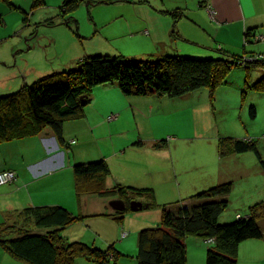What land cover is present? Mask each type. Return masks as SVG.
<instances>
[{
  "label": "crops",
  "instance_id": "1",
  "mask_svg": "<svg viewBox=\"0 0 264 264\" xmlns=\"http://www.w3.org/2000/svg\"><path fill=\"white\" fill-rule=\"evenodd\" d=\"M195 1L196 10L186 5V8L175 10L177 12L174 15L163 14L161 11H147L140 12V15L130 22L124 23L120 20V32L109 35L111 38L100 32L97 42L86 44L84 51L80 48L74 51L73 61L67 66L77 65L83 57L88 55L124 56L129 59L147 61H154L164 55L211 58L219 56L217 52L221 50L248 57L264 55V42H262L264 34L260 32L262 26L264 31V0ZM122 17L125 16H119L115 20ZM247 31L251 32L250 42L244 40ZM119 38L131 40L136 47L135 51L123 55L118 47L109 43ZM259 38L261 40H258ZM40 73L42 72H37L36 79L43 76ZM260 76L261 73L257 75V77ZM24 84L26 83L23 81L19 88ZM204 90L208 91L210 98V91ZM201 93L197 91L178 99L156 96L136 97L137 99L130 97L132 98L130 101L134 103L133 100H136L137 103L133 108L142 115H147L150 109V112L160 113L168 107L180 105L185 107ZM119 94L121 96L122 92L120 91ZM116 96L124 101L119 95L116 94ZM212 100L210 99V102ZM91 114L90 110L85 111L84 118L81 120L66 122L63 125L65 142L63 146L57 143L49 129L27 138L0 143V172L12 170L16 173V180L13 183L0 185V231L3 227L16 224L19 213L24 209L61 206L73 216L84 217L83 220L72 223L62 230L61 234L66 240L80 241L97 247L98 241L107 245L113 244L118 239V251L127 256L128 251L132 254L133 242L131 239L128 243L126 239L132 238L134 231L139 232L141 229L158 224L161 215L160 206L169 204L168 201L180 199L181 193H188V195L197 193L228 181L237 184L240 179L250 175L247 174L248 171L243 164L236 163L240 161L239 154L225 157L215 154L186 158L181 153L183 146L180 138L167 136L160 146H157V143L162 140L157 138L155 142L149 140V148L144 149L143 146L132 148L134 144H131L130 134L120 125H118L120 130L114 135L117 137L123 131L126 137L118 143L111 141L106 147L110 155H106L93 145L96 142V130L102 127L103 132L107 131L105 135L107 138L108 135L113 136L112 131L115 127L110 125L111 122L107 121V116L103 115L100 117L97 115L98 124L89 122L88 118ZM75 138L80 139L79 147L67 144ZM91 144L93 150L90 149ZM90 154H95L96 159L99 156L102 158L100 160H105L107 163L110 171L106 179L108 188L116 185L142 186L153 191L154 200L156 196L160 202L167 199L168 195L172 198L161 204L154 201L157 207L141 210L143 212L138 211L140 213L133 215L130 218L133 220L129 224H126L124 220L117 223L114 219L107 218L114 212L109 203L118 199L117 197L84 194L78 200L75 194L72 167L78 163L90 162H84L87 161V157L92 156ZM113 156L118 157L113 159ZM259 168L257 174L264 175V169L261 166ZM176 178L179 182H176ZM176 188L180 189L179 196L175 195ZM256 189H260L258 185ZM261 200H264V188L232 202L229 196L231 205L229 215L220 217V221L230 222L239 216H246L247 207ZM259 224L263 229V238L240 243L237 264H264V219ZM126 228L130 232L124 231ZM122 233H127V236L131 233V236L122 238ZM188 239L193 245L192 248L195 249L196 264H205V253L211 243L196 238ZM125 256L121 257L117 264H124L122 260ZM0 264L27 263L10 256L0 246ZM187 264H191L189 257Z\"/></svg>",
  "mask_w": 264,
  "mask_h": 264
},
{
  "label": "trees",
  "instance_id": "2",
  "mask_svg": "<svg viewBox=\"0 0 264 264\" xmlns=\"http://www.w3.org/2000/svg\"><path fill=\"white\" fill-rule=\"evenodd\" d=\"M108 1L101 0L102 3ZM81 3L91 6L97 2L64 0L59 7L62 24L77 26L72 14ZM43 5L44 0H33L32 8ZM250 37L251 32L247 31L244 40L250 42ZM217 53L219 56L211 58L164 55L154 61L124 56H85L74 68L43 75L30 85L24 84L15 92L0 96V143L49 129L57 143L65 145L63 125L84 118L92 89L100 85L114 84L128 97L169 99L208 89L212 100L214 91L226 83L230 72L241 67L247 73L246 79L251 70L261 71L257 80L245 86L248 91L264 95V55L255 58L224 50ZM249 115L252 119L256 116L253 106L249 107ZM217 149L220 157L252 153L264 169V159L254 139L224 138L218 141ZM72 172L78 200L84 194H93L124 201L126 209L111 215L117 223L122 222L123 214L132 212L129 209L132 201L144 199L143 205L157 207L149 188L121 185L108 188L106 179L110 171L105 160L78 163L72 167ZM232 189L233 183L228 181L176 202L172 208L160 206L159 223L138 232L136 264H186L187 238L211 243L205 253V264H237L240 243L263 238L259 223L264 219V200L248 206L246 216L221 222V215L230 206ZM83 219L61 206L30 207L19 213L16 224L1 229L0 246L10 256L27 264H75L77 259L93 264H117L125 255L113 245L102 250L62 236L66 226Z\"/></svg>",
  "mask_w": 264,
  "mask_h": 264
},
{
  "label": "rangeland",
  "instance_id": "3",
  "mask_svg": "<svg viewBox=\"0 0 264 264\" xmlns=\"http://www.w3.org/2000/svg\"><path fill=\"white\" fill-rule=\"evenodd\" d=\"M63 1L44 0L43 6L32 8L33 0H0V96L6 92L17 91L23 81L27 85L32 84L37 80V72L47 75L65 70L62 68H66V70L74 68L76 64H71L68 67V64L73 61L74 51L78 48L84 51L86 44L97 42L100 32L108 38H111L109 35L114 32H120V20L124 23L130 22L134 17L140 15V12L147 11H161L163 14L172 15L175 10L186 8V5H189L191 9H197L195 0H109L103 3L101 0H96L95 5L89 6L87 3L79 5L72 14L73 19L77 21V26H75L73 23L62 24L59 7ZM128 11L129 13H126ZM119 16L125 17L115 20ZM260 30L264 34L263 26ZM109 43L118 47L123 55L133 53L136 49L132 41L127 38H119ZM259 73L261 71L251 70L248 79H246V71L241 67H235L230 72L226 83L216 90L211 102L208 91L203 89L200 90L202 93L198 94L199 97L193 98L185 107L181 105L168 107L160 113L150 112V109L147 115H142L133 108L137 103L136 100H133V103L130 101L132 98H125L126 96L122 94L120 96L116 85L96 86L91 92L92 101L85 108V111L90 110L92 113L88 121L96 125L99 123L97 115L99 117L107 116V121L111 122L110 125H114L115 130L112 131V137L108 135L105 138L107 131L103 132L102 127L97 129L96 142L93 145L106 155H110L106 148L110 142L118 143L126 137V133L123 131L117 137L114 135L116 131L120 130L118 128L120 125L130 134L131 144H134L132 148L140 146H143L144 149L145 147L149 148V140L154 141L157 138L162 140L157 143V146H160L167 136H170L180 138V143L183 146L181 153L189 159L218 154L216 150L218 141L224 138L254 139L264 159V95L248 91L245 86L257 80ZM243 91L246 93L243 94ZM116 94L124 101L119 100ZM250 106L256 110L254 119L249 115ZM79 142L80 139L75 138L67 144L78 146ZM93 145L90 147L92 150ZM239 155H241L240 161L236 163L243 164L248 171L247 174L250 175L240 179L237 184H233L230 202L239 200L244 195H252L264 188V175L257 174L260 164L255 156L252 153ZM168 156L173 161L172 156L170 154ZM96 157L95 154L89 156L84 162L102 159L99 156L97 159ZM116 157L118 156H113V159ZM177 181L179 182L178 178H176ZM256 185L260 189H256ZM137 188H142V186ZM176 189L175 195L179 196L180 189ZM193 194L181 193L180 199L168 201L167 205L172 208L174 202L184 201ZM171 198L168 195L164 201ZM154 201L158 204L164 202H160L157 196ZM139 202L144 203V199ZM230 209L231 205L221 217L229 215ZM140 212H127L123 214V220L129 224L133 220L130 218ZM112 213L114 214V212ZM107 218L114 219L113 216ZM124 231L127 232L129 229L126 228ZM137 234L138 232L134 231L132 236L130 233L132 238L126 239L128 243L132 239L131 252L133 255L128 251L127 256L122 260L124 264H136V253L134 252L137 247ZM130 236L128 234L127 237ZM117 240L113 244L107 245L98 241L96 246L104 250L109 245H113L117 249ZM192 247V243L187 238L186 252L191 264H196L195 249ZM75 264L93 263L77 259Z\"/></svg>",
  "mask_w": 264,
  "mask_h": 264
},
{
  "label": "water",
  "instance_id": "4",
  "mask_svg": "<svg viewBox=\"0 0 264 264\" xmlns=\"http://www.w3.org/2000/svg\"><path fill=\"white\" fill-rule=\"evenodd\" d=\"M109 206L114 212H123L126 209L124 201L121 199H115L110 201ZM148 205H143L141 202L132 201L129 203V209L132 212L141 211L142 209H147Z\"/></svg>",
  "mask_w": 264,
  "mask_h": 264
},
{
  "label": "built area",
  "instance_id": "5",
  "mask_svg": "<svg viewBox=\"0 0 264 264\" xmlns=\"http://www.w3.org/2000/svg\"><path fill=\"white\" fill-rule=\"evenodd\" d=\"M258 40H261L259 38ZM257 58V57H255ZM16 180V173L12 170H3L0 172V185L13 183ZM127 233H122L121 237L125 238Z\"/></svg>",
  "mask_w": 264,
  "mask_h": 264
}]
</instances>
